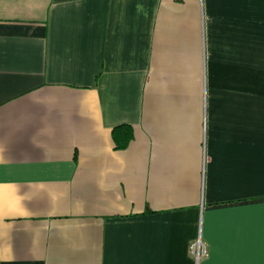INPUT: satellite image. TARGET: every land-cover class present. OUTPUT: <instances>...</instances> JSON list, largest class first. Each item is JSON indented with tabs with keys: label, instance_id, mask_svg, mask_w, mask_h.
Instances as JSON below:
<instances>
[{
	"label": "crops",
	"instance_id": "1",
	"mask_svg": "<svg viewBox=\"0 0 264 264\" xmlns=\"http://www.w3.org/2000/svg\"><path fill=\"white\" fill-rule=\"evenodd\" d=\"M0 264H264V0H0Z\"/></svg>",
	"mask_w": 264,
	"mask_h": 264
},
{
	"label": "trees",
	"instance_id": "2",
	"mask_svg": "<svg viewBox=\"0 0 264 264\" xmlns=\"http://www.w3.org/2000/svg\"><path fill=\"white\" fill-rule=\"evenodd\" d=\"M133 137V129L130 126H120L113 130V139L117 149H125Z\"/></svg>",
	"mask_w": 264,
	"mask_h": 264
},
{
	"label": "built area",
	"instance_id": "3",
	"mask_svg": "<svg viewBox=\"0 0 264 264\" xmlns=\"http://www.w3.org/2000/svg\"><path fill=\"white\" fill-rule=\"evenodd\" d=\"M191 254L197 263L203 258L208 257L209 247L202 239L201 235H199L191 245Z\"/></svg>",
	"mask_w": 264,
	"mask_h": 264
}]
</instances>
